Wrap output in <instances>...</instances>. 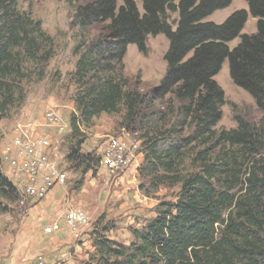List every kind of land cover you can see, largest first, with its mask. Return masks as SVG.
<instances>
[{"label":"trees","instance_id":"obj_1","mask_svg":"<svg viewBox=\"0 0 264 264\" xmlns=\"http://www.w3.org/2000/svg\"><path fill=\"white\" fill-rule=\"evenodd\" d=\"M232 1L90 0L76 6L72 24L102 23L103 31L73 48L77 114L70 117L66 160L83 172L97 165L98 156L79 151L80 128L102 112L122 110L119 126L138 131L142 140L138 174L153 189L180 184L175 202L162 203L153 218L132 229L128 245L96 236L85 264H264V0H244L246 9L220 23L206 19ZM248 15L256 19L255 31L241 33ZM157 34L168 41L165 73L142 93L129 87L122 59L129 44L146 54L147 37ZM52 46L40 20L19 11L16 0H0V118L23 100L28 63L43 75ZM224 61L232 82L262 113L257 123L236 116L235 128H215L224 91L214 76ZM165 98L178 103L177 120L167 128L159 126L166 113L155 107ZM186 158L192 170L182 173ZM4 186L19 192L0 169Z\"/></svg>","mask_w":264,"mask_h":264},{"label":"rangeland","instance_id":"obj_2","mask_svg":"<svg viewBox=\"0 0 264 264\" xmlns=\"http://www.w3.org/2000/svg\"><path fill=\"white\" fill-rule=\"evenodd\" d=\"M87 1L90 0H16L17 9L40 20L44 31L52 37L53 54L44 66L43 75L38 74L40 66L28 63L29 77L21 83L23 100L0 118V149L17 123L41 122L45 107L54 106L61 115L64 131L58 133L56 128L49 126L41 130L52 134L60 151L59 161L68 178L64 186L53 188L39 201H32L22 195V185L8 167H4L2 172L19 192H13L9 186L0 187V264H32L37 256H42L47 264H85L95 252L93 239L96 236L128 245L134 240L132 229L142 227L153 218L162 203L175 202L179 192V183L161 184L153 189L147 179L138 174L137 169L143 163L142 140L138 131H127L119 126L122 110L114 114L102 112L89 126L82 125L83 142L79 151L97 157L100 147L112 138L126 142L135 140L138 148L128 156L130 159L124 167L110 171L99 159L91 170L83 172L82 166L66 160L71 145L67 140L70 117L77 114L73 100L76 86L70 78L78 57L73 48L80 41H91L103 31L102 23L85 28L71 23L76 6ZM136 1L139 4V0ZM117 2L120 4L121 0ZM240 8L246 9V2L233 0L229 6L214 11L207 20L220 23ZM255 21L248 15L241 33L254 32ZM238 41L239 37H235L227 44L231 48ZM146 45L147 52L142 54L134 44H129L122 59L129 87L142 93H149L164 75L163 54L168 41L163 34H157L148 36ZM214 79L224 91L222 115L216 129L235 128L236 116L253 123L259 121L262 113L252 97L232 82L226 61ZM155 107L166 113L165 122L159 126L167 128L177 120L178 103L172 98L156 101ZM180 170L182 173L192 170L189 158L184 160ZM3 194H9L11 198H5ZM69 207L82 208L89 218V225L80 229L79 237H75L63 222ZM54 219L60 220V229L45 233L44 226Z\"/></svg>","mask_w":264,"mask_h":264},{"label":"built area","instance_id":"obj_3","mask_svg":"<svg viewBox=\"0 0 264 264\" xmlns=\"http://www.w3.org/2000/svg\"><path fill=\"white\" fill-rule=\"evenodd\" d=\"M54 127L58 133L64 131L63 120L54 106H46L41 122L17 123L8 141L0 149V169L8 167L11 174L21 180L28 199L39 201L57 186H64L67 172L59 161L60 151L54 144L52 134L43 133V127ZM138 148L135 140L110 139L100 147L98 157L102 165H111L112 171L124 167L128 156ZM28 182H35V189H28ZM63 222L74 233L81 235L80 229L89 225L87 214L80 207H69L63 215ZM59 219L44 226V232L53 233L60 229ZM32 264H47L42 256H37Z\"/></svg>","mask_w":264,"mask_h":264},{"label":"bare ground","instance_id":"obj_4","mask_svg":"<svg viewBox=\"0 0 264 264\" xmlns=\"http://www.w3.org/2000/svg\"><path fill=\"white\" fill-rule=\"evenodd\" d=\"M63 128H64V125H63ZM106 167L110 170V171H112V166L111 165H106ZM18 181V183L20 184V185H22V182H21V180H17ZM28 189H35V182H28ZM21 193H22V195H24L25 197H27L26 196V192L24 191V189H23V187H21V191H20ZM28 198V197H27Z\"/></svg>","mask_w":264,"mask_h":264},{"label":"crops","instance_id":"obj_5","mask_svg":"<svg viewBox=\"0 0 264 264\" xmlns=\"http://www.w3.org/2000/svg\"><path fill=\"white\" fill-rule=\"evenodd\" d=\"M207 19V18H206Z\"/></svg>","mask_w":264,"mask_h":264}]
</instances>
